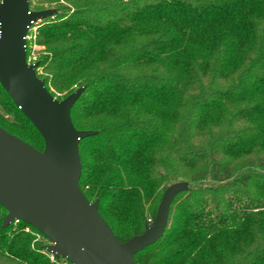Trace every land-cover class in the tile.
<instances>
[{"label": "trees", "instance_id": "1", "mask_svg": "<svg viewBox=\"0 0 264 264\" xmlns=\"http://www.w3.org/2000/svg\"><path fill=\"white\" fill-rule=\"evenodd\" d=\"M30 6L56 10L34 24L45 46L38 64L46 76L38 75L53 95L85 86L72 120L96 134L80 141V187L99 200L117 238L153 223L167 186L189 184L164 235L136 263L264 264V0ZM0 106L14 116L0 111V126L43 150L1 83ZM3 220L0 213V264H56L21 229L28 223Z\"/></svg>", "mask_w": 264, "mask_h": 264}, {"label": "water", "instance_id": "2", "mask_svg": "<svg viewBox=\"0 0 264 264\" xmlns=\"http://www.w3.org/2000/svg\"><path fill=\"white\" fill-rule=\"evenodd\" d=\"M56 10H33L30 0H0V83L45 141L43 150L0 126V205L3 227L24 221L49 241L44 248L71 264H137L134 256L155 243L169 224L171 204L187 191L179 181L165 189L152 224L121 242L80 187V141L94 130H78L71 111L85 86L59 99L30 62L27 38L35 23Z\"/></svg>", "mask_w": 264, "mask_h": 264}, {"label": "rangeland", "instance_id": "3", "mask_svg": "<svg viewBox=\"0 0 264 264\" xmlns=\"http://www.w3.org/2000/svg\"><path fill=\"white\" fill-rule=\"evenodd\" d=\"M54 9V8H53ZM40 22V21H39ZM30 38L28 39V59L30 62L34 63L37 62L39 63V58L41 56L42 53H44L45 51V46L38 44L37 42V37H38V26L35 25L32 30L29 32ZM37 72L39 75L41 76H46V72L44 69V65L43 66H39L37 68ZM42 78V77H41ZM78 87L76 85H73L70 89L65 90V91H54L53 88H51L54 91V95L56 97H58L59 99L65 98L67 97L70 93H72L73 91H75ZM0 111L1 113L7 118L9 119V121L13 120L14 116L10 113H6L5 110L0 106ZM228 156H225V158H227ZM245 157H249V156H245ZM236 160H239V158H235ZM179 182V181H178ZM175 183V182H174ZM167 188V187H166ZM165 191V189H164ZM163 191V193H164ZM162 193V195H163ZM162 198V197H161ZM161 201V200H160ZM149 207V204L146 205V208ZM0 213L3 215V217L5 218V216L7 215V213H5L1 208H0ZM16 223V222H15ZM19 229L18 225H14L13 229ZM12 229V230H13ZM25 233L30 234L32 237H34L33 240V246L35 244V242H41L44 246L47 245L49 243L48 239L41 235L40 233H38L37 231H35L34 229H32L29 225L28 226H24V228H21ZM42 253L49 258L51 261V257L50 254L45 248H43Z\"/></svg>", "mask_w": 264, "mask_h": 264}, {"label": "built area", "instance_id": "4", "mask_svg": "<svg viewBox=\"0 0 264 264\" xmlns=\"http://www.w3.org/2000/svg\"><path fill=\"white\" fill-rule=\"evenodd\" d=\"M30 38V35L28 34V39ZM15 222H19V221H15ZM50 257L52 259V261L56 264H71V262L65 258L60 257L61 259L59 260V258H56L54 255L50 254Z\"/></svg>", "mask_w": 264, "mask_h": 264}]
</instances>
